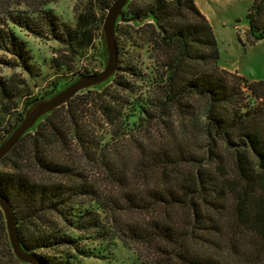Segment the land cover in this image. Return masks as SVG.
<instances>
[{"label": "trees", "instance_id": "16d2710c", "mask_svg": "<svg viewBox=\"0 0 264 264\" xmlns=\"http://www.w3.org/2000/svg\"><path fill=\"white\" fill-rule=\"evenodd\" d=\"M26 1L0 2V52L10 57L0 64L31 74L16 30L59 43L51 64L70 73L114 0H82L73 27L45 9L60 0ZM126 16L134 24L116 25L113 77L47 114L0 161L19 243L42 264L103 257L117 244L137 264H264V82L218 67L193 0H130ZM246 18L251 43L263 39L264 0H251ZM19 103L0 79V141L23 117Z\"/></svg>", "mask_w": 264, "mask_h": 264}, {"label": "rangeland", "instance_id": "374dc122", "mask_svg": "<svg viewBox=\"0 0 264 264\" xmlns=\"http://www.w3.org/2000/svg\"><path fill=\"white\" fill-rule=\"evenodd\" d=\"M0 2L6 3L10 8L27 3L26 0H0ZM80 2L83 3L84 1L60 0L46 5L45 9L50 10L61 23L73 27L75 8L78 4L80 5ZM193 2L211 27L218 53V67L230 73H237L248 82H264V38L251 43L250 37L247 35L246 14L251 0H193ZM17 9L25 11L24 7ZM16 33L26 44L32 73L28 74L19 67L0 64V79L17 93L20 102L18 112H21L22 115L26 110L23 104L27 99L36 98L37 101L45 99L59 89L58 83H67L70 79L79 76L77 73L89 72L94 74L101 71L105 65L101 27L94 37L92 47L75 61L74 70L70 73L63 70L59 71L53 68L51 64V60L58 53L63 52L59 43L51 38H35L18 30ZM128 56H131L136 64L143 66H150L153 61L138 49H129ZM9 59V56L0 52V61H8L9 63ZM174 114L176 113L172 111V116L163 122L164 125L176 121ZM162 126L160 125L157 129L158 132L164 134ZM0 171H5L3 165L0 166ZM95 245L97 244H90L87 240L81 242V246L84 248L98 247ZM51 254L49 256H52ZM15 263L18 264L11 252L5 220L0 211V264ZM76 264H137V260L131 250L117 244L109 252L104 253L103 257L98 254L81 258L76 260Z\"/></svg>", "mask_w": 264, "mask_h": 264}, {"label": "water", "instance_id": "95a60500", "mask_svg": "<svg viewBox=\"0 0 264 264\" xmlns=\"http://www.w3.org/2000/svg\"><path fill=\"white\" fill-rule=\"evenodd\" d=\"M130 0H114L107 8L101 26V38L104 40L103 55L105 65L99 72L79 75L65 85H60L51 95L36 100L27 106L22 119L0 141V161L19 142L21 137L31 132L36 124L55 109L66 105L74 96L89 89H100L113 77L117 68L116 25L134 24V19L126 16ZM148 21V20H147ZM0 211L4 217L10 249L19 264H42L35 256L26 252L18 241L13 210L9 202L0 195Z\"/></svg>", "mask_w": 264, "mask_h": 264}]
</instances>
